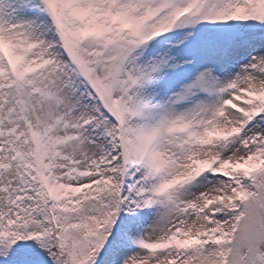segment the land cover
<instances>
[{
	"label": "snow or ice",
	"instance_id": "obj_1",
	"mask_svg": "<svg viewBox=\"0 0 264 264\" xmlns=\"http://www.w3.org/2000/svg\"><path fill=\"white\" fill-rule=\"evenodd\" d=\"M0 264H264V0H0Z\"/></svg>",
	"mask_w": 264,
	"mask_h": 264
}]
</instances>
